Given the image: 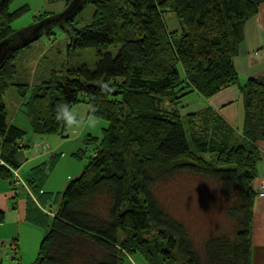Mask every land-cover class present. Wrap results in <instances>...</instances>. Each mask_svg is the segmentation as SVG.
<instances>
[{
	"label": "trees",
	"instance_id": "1",
	"mask_svg": "<svg viewBox=\"0 0 264 264\" xmlns=\"http://www.w3.org/2000/svg\"><path fill=\"white\" fill-rule=\"evenodd\" d=\"M13 1L0 0V40L14 32L10 24L28 10L24 5L9 11ZM49 2H63L65 8L71 0ZM87 5L93 13L77 29L76 17ZM262 5L264 0H82L75 14L56 25L67 32L70 47L94 49L98 59L93 69L75 67L64 81L33 89L22 103L32 131L64 138L67 122L56 118L61 103H68L69 111L84 103L107 127L100 140L90 135L84 140L96 144L93 154L61 193L33 264H122L135 254L145 264H251L264 79L239 87L244 112L239 134L210 107L184 116L181 110L192 93L211 98L238 84L233 58L245 23ZM166 12L182 26L176 48L175 33L167 32L161 18ZM51 15L40 13L31 25ZM52 28L43 35H52ZM115 45L113 56L108 49ZM23 49L0 67V178L9 181V168H18L16 158L25 148L20 146L25 132L9 124L3 95L13 86L21 97L27 90L14 81ZM179 174L212 180L231 201L226 213L233 233L208 238L203 253L153 193L157 182ZM99 198L107 201L103 214L96 207ZM12 252L14 258L16 248Z\"/></svg>",
	"mask_w": 264,
	"mask_h": 264
},
{
	"label": "rangeland",
	"instance_id": "2",
	"mask_svg": "<svg viewBox=\"0 0 264 264\" xmlns=\"http://www.w3.org/2000/svg\"><path fill=\"white\" fill-rule=\"evenodd\" d=\"M24 5L28 6V10L10 24L11 29L14 31L31 25L33 18L40 13L58 14L65 9L63 2L14 0L9 6V11ZM93 10L92 5H87L78 14L75 20L77 29L89 22ZM161 18L167 32L175 33L171 42L173 47L176 48V43L182 33L181 23L170 12L162 13ZM51 34L50 36H41L17 55V72L14 76V81L19 84H26L27 90L24 92V96L21 97L17 92V87H9L3 95V102L8 121L25 132L22 142L28 143L29 149L39 148L40 150L41 147L38 144L40 142L44 143L45 140L62 141V145L53 153L59 156L56 161L52 159L53 157L50 158V155H46L39 160H47L45 168V176H47L42 183V189L50 192L53 197L57 191L63 192L65 189L67 179L62 182V178L66 175V171L73 175L72 179L77 178L81 174L96 145L93 143L86 145L84 140L89 135L100 140L107 123L102 119L90 116L87 105L79 103L70 110L74 123L67 124L64 138L55 135L38 136L32 131L25 105L22 103H25L30 98L33 89L37 85L50 80L64 81L67 71L75 67L85 66L88 69H93L98 59L94 49H73L70 47L71 39L61 27L54 26ZM117 48L118 45L111 46L108 49V53L114 56ZM178 69L182 76L183 73L180 66ZM198 98L196 93H192L185 98L184 103L186 106L181 110L182 116L187 114L190 109H193L192 106L199 102ZM216 112L219 113L218 111ZM235 132L239 134L237 130ZM79 149H82L84 153L80 154L77 152ZM76 153L80 154V157L76 156ZM30 167L31 165H28V167L26 166L20 171L23 178L27 177ZM153 193L160 205L183 223L189 237L201 253H203L204 242L208 238L222 233H233V220L226 213L231 201L224 190L212 180L189 174H179L157 182L153 188ZM106 202L104 198L98 199L96 207L100 214L104 213L107 206ZM38 226L37 228H39ZM39 234L40 236H37V238L39 237V242L34 251L36 258L40 242L45 234L42 227H40ZM31 245L33 244H28V246ZM122 264L145 263L138 254H135L127 257Z\"/></svg>",
	"mask_w": 264,
	"mask_h": 264
},
{
	"label": "crops",
	"instance_id": "3",
	"mask_svg": "<svg viewBox=\"0 0 264 264\" xmlns=\"http://www.w3.org/2000/svg\"><path fill=\"white\" fill-rule=\"evenodd\" d=\"M233 65L238 75V84L221 90L211 98H203L197 94L199 102L194 104L189 112L210 107L218 111L240 133L244 112L239 87L249 79H264V5L260 7L258 15L245 23L243 42L239 47L238 55L233 58ZM9 124L12 123L9 122ZM61 145L62 141L45 140L39 150V148L29 149L28 143L20 142V146L25 148L16 158L18 165L16 170L21 180L30 189L31 195L24 189H20L19 195H12L9 180L0 178V217L2 219L0 221V264H33L36 260L34 251L39 242L37 236H40V227L45 233L46 227L55 217L62 192L57 191L52 197L50 192L42 189V183L47 176H45L47 160H39L50 155V158L53 157L52 159L56 161L59 156L53 153ZM259 150L262 160L257 165L256 178L252 184L255 191L264 184L263 143L259 145ZM28 165L31 167L28 169L27 177L23 178L20 171ZM72 176L69 171H66L62 182L67 179V185ZM29 243L33 245L28 246ZM12 248H16L14 258L10 257ZM251 264H264V196H256L253 205Z\"/></svg>",
	"mask_w": 264,
	"mask_h": 264
},
{
	"label": "water",
	"instance_id": "4",
	"mask_svg": "<svg viewBox=\"0 0 264 264\" xmlns=\"http://www.w3.org/2000/svg\"><path fill=\"white\" fill-rule=\"evenodd\" d=\"M81 3L82 0H71L62 12L45 17L35 24L14 31L6 38L0 40V67L10 55L34 43L52 27L63 24L77 12Z\"/></svg>",
	"mask_w": 264,
	"mask_h": 264
},
{
	"label": "built area",
	"instance_id": "5",
	"mask_svg": "<svg viewBox=\"0 0 264 264\" xmlns=\"http://www.w3.org/2000/svg\"><path fill=\"white\" fill-rule=\"evenodd\" d=\"M39 146L42 145V142L38 144ZM11 173V180L9 181L11 185V192L14 196L18 193L20 189H24L29 195H31L30 189L28 186L21 180L17 170L9 168ZM257 196L263 197L264 196V184H262L257 191ZM14 253L11 252L10 257L13 258Z\"/></svg>",
	"mask_w": 264,
	"mask_h": 264
},
{
	"label": "clouds",
	"instance_id": "6",
	"mask_svg": "<svg viewBox=\"0 0 264 264\" xmlns=\"http://www.w3.org/2000/svg\"><path fill=\"white\" fill-rule=\"evenodd\" d=\"M69 108H70V105L68 103L59 104L56 110L57 120L63 119L64 121L67 122V124L74 123L72 113H70Z\"/></svg>",
	"mask_w": 264,
	"mask_h": 264
}]
</instances>
